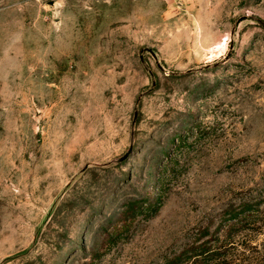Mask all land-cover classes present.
Listing matches in <instances>:
<instances>
[{
    "label": "rangeland",
    "instance_id": "rangeland-1",
    "mask_svg": "<svg viewBox=\"0 0 264 264\" xmlns=\"http://www.w3.org/2000/svg\"><path fill=\"white\" fill-rule=\"evenodd\" d=\"M188 251L264 264V0H0V264Z\"/></svg>",
    "mask_w": 264,
    "mask_h": 264
},
{
    "label": "trees",
    "instance_id": "trees-1",
    "mask_svg": "<svg viewBox=\"0 0 264 264\" xmlns=\"http://www.w3.org/2000/svg\"><path fill=\"white\" fill-rule=\"evenodd\" d=\"M189 251L188 253L184 256L185 253L183 254H179V255H175L170 261H167L166 264H179V263H190V258H187L189 256ZM213 256H215L214 254H211L209 256H206L205 259H211ZM198 261L194 260V262H192V264H196Z\"/></svg>",
    "mask_w": 264,
    "mask_h": 264
}]
</instances>
